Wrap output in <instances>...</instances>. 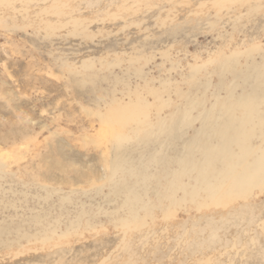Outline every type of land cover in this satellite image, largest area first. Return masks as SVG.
<instances>
[{
  "label": "rangeland",
  "instance_id": "rangeland-1",
  "mask_svg": "<svg viewBox=\"0 0 264 264\" xmlns=\"http://www.w3.org/2000/svg\"><path fill=\"white\" fill-rule=\"evenodd\" d=\"M42 1H0V264H264V191L224 208L156 200L150 156L183 153L196 109L159 139L99 117L137 102L153 126L210 107L233 70L264 65V0ZM115 155L146 167V188L136 166L110 180Z\"/></svg>",
  "mask_w": 264,
  "mask_h": 264
},
{
  "label": "bare ground",
  "instance_id": "bare-ground-1",
  "mask_svg": "<svg viewBox=\"0 0 264 264\" xmlns=\"http://www.w3.org/2000/svg\"><path fill=\"white\" fill-rule=\"evenodd\" d=\"M249 1L244 0L243 2ZM60 4L56 2L52 6L56 9V6H61ZM46 11L48 10L46 9ZM49 11L51 12V8ZM252 48L254 50L256 47ZM232 54L233 56L236 55V53ZM230 58L231 56L225 58L222 62V67L226 64L227 66L225 67L228 68L229 66L231 69L234 68V63L231 62V64L229 62ZM260 61L264 63V52L260 56ZM245 68L246 70L244 72L236 70L231 72L233 84L221 86L218 91H224V96L221 98L216 94L214 96V103L212 102L209 105L210 107L205 109L203 103L199 105V103H189L188 101L187 103L190 104L188 106L189 108L183 112L181 111V113L178 111L179 114L174 111L178 117L177 119L174 118L175 120L171 117L168 123H166L164 118H159L160 115L158 116L157 113V118H155V122L151 126L146 115L148 111L144 110L142 108L143 105H139L137 102L133 103V107H136L135 110L129 111V108H119L111 113L108 112L107 114L99 116L100 120H102L101 118H107L109 120H115L117 123L125 124L123 127L133 124L131 127L136 137L143 130L149 136L155 133L157 139H159L161 135H167L169 130L175 132L176 128H183V123L181 122H184L185 125L189 123L188 125L191 126V120L189 119L192 117L190 112L193 109L197 110L195 112L197 113L196 116L192 119V124L197 120L200 128L198 131L194 130L195 128L193 129L196 132L191 138L188 137L189 139H187L185 144L181 142L185 145L183 153L179 151L181 154L176 155L175 159H171V157L168 159L164 158V155L161 156V151L157 149V155L150 156L153 163L160 165L157 175L154 176L157 186L154 192L156 193L155 197H157V202L165 199L172 206V202L175 201L174 194L177 190H180L182 192L180 201H184L187 198L188 202H192L197 209H200L204 203L206 205H211L212 203L215 206L224 208L237 198L244 200L252 189L258 188L260 193L264 191V65L255 64L252 61V63L246 62ZM240 81L242 82L241 90L239 89V94H235V90L240 88L237 86ZM176 110L180 109L178 108ZM171 115L173 116V112ZM175 124H179V127H176ZM175 134L172 135L174 136ZM116 136L120 138L121 135L118 134ZM145 138H148V136H145ZM253 140L256 141V144L252 143ZM158 145L162 146V142L159 141ZM175 145L173 144V147ZM115 156L111 163L112 173L109 176L110 180L113 179L118 171L124 170L126 166H136V168H128L126 171L131 179L135 178L137 183H140L143 188H146L149 179L146 175V167L141 163H134L133 165L130 160L118 157L119 155ZM161 179L164 180V184L160 183ZM166 190H169L168 195H166ZM126 198L130 201L128 206L131 213L133 212V206L139 204V195L129 188ZM209 201L210 203H208ZM140 205L139 208L141 210L147 211L148 207L146 203H141ZM165 215L167 216V213ZM148 216L152 218V215ZM135 217L136 215L132 214V220ZM125 219H122L120 223L124 231H127L131 228L129 221ZM169 219L171 218L169 217ZM150 221L152 220L150 219ZM210 239L213 240L214 238L210 237ZM208 244L210 243H206V245Z\"/></svg>",
  "mask_w": 264,
  "mask_h": 264
}]
</instances>
